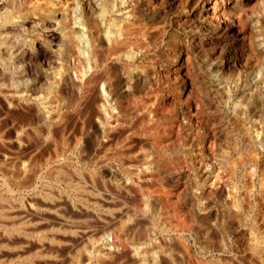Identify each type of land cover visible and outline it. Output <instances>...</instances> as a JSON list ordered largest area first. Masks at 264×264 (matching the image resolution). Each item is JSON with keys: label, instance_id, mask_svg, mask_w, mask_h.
Returning a JSON list of instances; mask_svg holds the SVG:
<instances>
[{"label": "bare ground", "instance_id": "1", "mask_svg": "<svg viewBox=\"0 0 264 264\" xmlns=\"http://www.w3.org/2000/svg\"><path fill=\"white\" fill-rule=\"evenodd\" d=\"M184 1L186 4L189 5V7H187V8L192 13V14H190V16L188 18V20L191 21L190 24L192 25V28L195 27L198 30L206 32V34H208V35H214L215 38L208 39L207 37L203 36V38L198 39V40L193 39V41H191V43L174 45V47H172V49H171V52H172V54L174 52V56L177 58V61H176L177 70H176V72H173L170 74L168 73L169 74L168 81H169V84L170 83L172 84L173 89L177 93V98H176L175 102L181 107L180 110H181V116H182L183 120L181 121L180 125H181V128H183L184 132H186V130H187L186 128L191 127L190 124H193L195 119H197V112H196V109L194 108V105H196V104L194 103V105H193L191 102H189V100L191 101V98H192V93H193L192 89L194 88V86L196 87L197 82H200V87H202V90L203 91L205 90L207 92V94L203 93L204 94V97H203L204 103L205 102L207 103L206 105L203 104V106H204L203 111L205 113H207L208 110H210L209 106L214 105V106H211L210 108L212 110L214 109L218 113V118L220 120V125H221V134L224 136L225 140L230 142V146L227 150L223 151L220 155L215 156L213 153V145H214V142L218 139V136L216 133H210L209 138H207L208 140H206V138L201 140V141L195 140L196 138L194 140L192 139L193 140L192 143L194 144V146L198 147V149H199L198 152L201 155L205 156V154H207V153L209 154V152H210V156L213 157V159L212 158L211 159L215 160L216 162H219L218 164H215V167L219 168L220 171H221V169H224V170H230V172H232L231 179L233 180L232 186H233V190H234L233 191L234 196L228 197L230 199V201L227 202L225 205H223L224 206L223 211L217 212L218 210L217 211H216V209L214 210L213 207L212 208H211V206L206 207L203 204H200V206H196L194 203V200H191V199H187L188 203L190 202L189 204L188 203L186 204V202H184L183 204H179V205L186 206L187 208L185 210L184 209L178 210L181 207L180 208L175 207V205H174L175 203L172 201V194H171L172 192H170L168 190V188H170V187L172 188L176 185L177 182L174 180V178L172 176H178L179 175L178 171L180 169L178 164L173 163L174 159H172L173 160L172 161L171 157H170V155H173V153H174V148L172 149V151H169L171 149L170 146H164L163 140L162 139L160 140L156 135H155L156 137L152 138V136H151V138H149V139H148V137L147 138L142 137L144 139L140 140L139 142L137 141L138 144H136L138 146L139 143L141 142L139 145L140 151L137 149L139 152L135 158L133 157L135 159L134 160L135 164L133 163L134 165H132V167H130V169L128 171V175L127 176L124 175L125 177H122V181L120 180V182H119L120 185L117 186L118 188H122V189L126 188L128 190L131 188H138L140 190H143V192L141 193V199H140L141 201L140 200L138 201L137 200L138 198H136L137 201L135 202V205L130 206L129 208H128L129 204L127 203V207H125L126 211H125V209H124V211L121 209L123 211V214L121 212L117 211V212L121 213L120 217H121V219H125V221L130 220L135 224L137 222V220H139V221L142 220L143 222H145V225H146V230L144 228H142L145 230V232L142 229H140L144 232V233L142 232V234L139 232L140 230L137 231V229L139 227L138 225H137L138 226L137 229L136 228L133 229L134 226L132 227L133 230L130 229V230H132L131 231L132 233H129V235L126 239L128 241H131L134 244V245H131V248H129V249H131L130 254H132L134 256L132 258L136 259V257L139 258L141 256H144L145 258H150V259H146V261H148V260L151 261V257H154L155 255H157V256L160 255L162 253V251H164V249L166 251L167 250L169 251V249L171 247H169V249H168V247H166V245H168L167 244L168 243L167 242L168 237L173 238L175 241H177L176 236L179 234V232H178V226L179 225H175V223H179V224L180 223L183 224L184 222L188 223V222H186L187 220L185 221L186 215L191 214L194 218H197L201 222H210V221L212 222L214 220H218V221L220 220L221 225H222V229H224V232H223L224 237L227 240H229L230 236H232V235H230L228 230L225 228L226 225H227V228L231 232L237 233L239 227L242 225L244 226V224H246V222L249 220L251 222V225L249 227L250 238L246 241H244L245 240V238H244V240L242 241V244L245 245V247L247 246L246 247L247 250L252 251L253 253L259 255V257H261V259L262 258L264 259V211H263L264 209L263 208H262L263 210H260L261 208L259 209V202H262V201H257V200H255V202L250 201V200L248 201L247 198L245 197L246 198L245 200H247L248 203L245 202V205H244V203H243L244 201L241 198L242 196L239 195V191H240L241 185L243 183L241 184L240 181L237 182L235 180V177L238 176V177H241L240 179L245 181V183L248 185V189L246 191V193H247L246 196H248L249 189H253V186L255 185L254 180H253L254 173H252V172L251 173H244L243 172L244 170H240L241 167L244 165L243 164L244 163L243 152H244V154L246 153L248 156V159L253 162L252 167L254 168V170L255 171L259 170L261 167L259 164V156L264 154V125L263 124L262 125L257 124V125H255V127H254L255 129L253 130V128L248 127L247 124H244L243 122H241L240 120H238L236 118V119H233L234 123L231 124V125H234V127H233L234 131L230 132L227 125L225 124V120H224L225 116L223 115V111H222L221 106H220L221 102H222V100H224V97L226 96V94L229 93V90L228 91L226 90L227 87H224L226 85H223L224 78L227 79V82L230 81L235 86L240 85V83L243 82V79H245L246 80L245 85L242 88V90H243L242 98L248 103V105L251 106V108H252L251 112H253L255 109L260 110L259 108H257L258 104L257 103L254 104V101L256 100L255 97H258V98L261 97V92H259V85H260L259 81L264 82V58L261 59L259 57L260 56V47L264 48V38H263L262 42H257L256 37L250 33L252 31L248 30V26H249L250 22L252 21V18L254 16H256V14L258 13L255 11L256 8L254 6L256 4H261V3L263 4L264 0H184ZM173 2H183V0H145L144 4H142V5H139L137 0H0V79L2 78V80H3V78L9 77V80L6 79V80H8V83H2V85L0 83V106H2V107L8 106L7 110H10V108L12 106H14V107L18 106L19 108H17V109H20V110L21 109L22 110L29 109L27 111L31 110V112H34L35 115L37 116V120L39 118L40 121H42L44 125H48V124H50V120L53 118L54 115L51 116L52 114L51 115L46 114L47 113V111H46L47 109H45L46 107H49L51 109L52 108L56 109L57 106H60V103L62 105L65 104V106H66V105H68L67 102L68 103L71 102V104H72V101H74V100H75V102H73L74 104H72V105H74L75 107L82 105L80 107H83V104L86 105L87 103L92 101V105H91L92 108H89L90 107L89 104H91V103H89L87 105L89 107L86 106V108H89L88 113H87L89 118H87V120L89 119L90 125L95 131L94 133L96 134L98 139L102 140V142L107 140V138H109L108 137L109 133L114 132V131L116 133L122 127V125L133 123V121L135 120V117L137 116V114L139 112H141L142 117L140 116V118L139 117L138 118L141 120H144L143 121L144 123H145V121L150 120L151 118H153V119L158 118V116L160 114L159 109L155 110L153 107L148 105L147 101L146 102H138L136 100L139 88L141 87L142 83H144V80L146 77V71L143 68V65L139 62V58L141 56V52L146 48V45H147V43L143 40H146V39L148 40L149 37H148V31H146L144 23H143L144 28L141 29L137 33V31L134 29V27H135L134 20H136V18H138V17L141 18V16H146V17L147 16H153L156 14V11L165 10L167 8V6ZM252 5H254V6H252ZM52 17L53 18L54 17L59 18V19L58 18L57 19L59 22L58 26H60V28H59V35L60 36L59 37L61 38V43L56 47V49H53L52 51H50V52H52L50 57H45V59L42 62L36 63L32 59V57H33L32 52H31L32 48H31V44L29 43V40L27 39L28 35L31 31L36 30L37 28L41 27L42 25H45L46 22H48L49 19ZM141 27H143V26L141 25ZM260 30H261V28H260ZM56 31H58V30H56ZM261 32L264 33V31H261ZM51 34H52V32H51ZM263 36H264V34L262 35V37ZM139 39H141V40H139ZM151 39H152V37H150V40ZM153 39H154V37H153ZM206 48H210L212 53L216 55V60L210 64V69L215 68V71L211 72V77H209L211 81L206 76V74L201 72L200 66L198 64L195 63V65H194L196 55L203 54L204 51L207 50ZM52 63H55L58 66L53 67ZM44 66H46L45 69L43 68ZM182 69H185V71H186V69L197 71L199 73L198 74V80L197 81L190 80V83H189V78H188L187 74L184 75L181 72ZM166 74H167V72H166ZM251 78H254V79L249 81ZM67 86H69L70 88H73L74 93L76 90V94H75L76 99L74 98L72 101H68V100H70L68 98L69 95L67 94V97H66L65 92H64L65 89H63V88H67ZM213 86H216L217 93L222 98L221 102L217 101L216 95H214V94H216V92L213 93L214 91H216V89ZM240 88H241V86H240ZM44 89L49 90V93H47V94H48V97L51 98V100H48L49 102H46L45 107H44L43 102H42L43 100H40V97H34V96H37L35 94V91H38V92L41 91L42 92ZM55 89H58L57 92L59 93V94L56 93L57 94L56 96H54L52 94L53 92L56 91ZM4 92L6 94H10L11 99L9 97L8 98L6 97L7 99H4L5 97L2 98L3 97L2 93H4ZM184 93H185L186 99L184 97ZM38 95H40V94H38ZM200 95L202 96V92H200ZM54 97H56L55 99H53L55 101H52V98H54ZM193 99H195V98H193ZM229 99L230 98H228V99L226 98L225 103L228 104ZM150 101H152V100H150ZM240 101H241V99H240ZM175 102H172V104L173 103L175 104ZM194 102H196V101H194ZM234 103H233V105H234ZM170 104H171V102H170ZM260 104H261V106H263V102L262 103L259 102V106H260ZM236 106H238V105L235 104V107ZM244 106H246L245 103H244ZM80 107L78 109L81 110ZM4 109H6V108H4ZM12 109H14V108H12ZM51 109H50V111H51ZM78 109L76 108V110H78ZM234 109H235V111L237 110V108H234ZM85 110L87 111V109H85ZM55 111H57V109ZM60 111H62V108ZM60 111H58V112L61 113ZM86 111H85V113H86ZM58 112H54V114L58 113ZM14 113H15V111H14ZM17 113L19 115V111ZM51 113H53V112H51ZM73 113H74V111H73ZM7 114H9V113H7ZM63 114H65V113L63 112ZM56 115L59 116V114H56ZM56 115L54 117H56ZM61 117H63V115ZM67 117H68V115H67ZM71 117H69V118H71ZM138 118H137V120H138ZM55 119L57 120V118H55ZM75 119L76 118H74V120ZM52 121H54V120H52ZM65 121H67V120H65ZM38 122H39V120H38ZM42 122H40V124ZM54 122H56V121H54ZM59 122H60V124H62V123H64V120L61 119ZM135 122H137V121L135 120ZM66 123H68V121L65 122V124ZM155 123L153 124V126L155 125ZM60 124H57V125H60ZM68 124H67V127H69ZM138 124H140V123L138 122L136 125L134 123L133 125L137 126ZM196 124H197V122H196ZM198 124H199V122H198ZM54 125H56V124H54ZM74 125H72V126H74ZM62 126H63V124L59 127H62ZM156 126H158V124H156ZM52 127H55V126H52ZM59 127H56V128H59ZM67 127H65L66 129L64 128L65 129L64 133L66 132V134H67V131L70 130ZM85 127H86V125H85ZM132 127H130V129ZM148 127H149V124H148ZM143 128L147 130V128H145V127H143ZM87 129H88V127H87ZM217 130H219V129H217ZM46 131H48V130H46ZM58 131H56V132H58ZM120 131H119V134H121L123 130L121 131V133H120ZM210 132H213V131H210ZM49 133H50V131H49ZM84 133L82 134V137H81L82 142H86L87 144H89V142L91 140L89 141V139H90L89 136L85 135L86 133L85 134ZM115 133H113V135H115ZM219 133H220V131H219ZM123 135L124 134H122V136ZM74 137L75 136H73V138ZM43 138H41V139H43ZM68 138L69 137L66 138L67 139L66 142L69 141ZM132 138H134V137H132ZM19 139H21V138H19ZM131 141L132 140H130V143H131ZM169 141H172V140H169ZM102 142H101V144H102ZM108 142H109V140H108ZM116 142H119V141H116ZM104 143H106V142H104ZM128 144L126 143V146ZM69 146H70V144H69ZM72 146H70V147H72ZM103 146H105V145L103 144ZM124 146H125V144H124ZM129 146H127V147H129ZM131 147H133V146L131 145ZM215 148H217V147L215 146ZM241 148H242V150H241ZM134 149H136V148L134 147ZM91 150H88V151H91ZM131 153H133V152H131ZM134 153H135V151H134ZM35 154H36V152H35ZM84 155H86V154H84ZM81 156H83V155H81ZM166 157H170V159L165 160L164 158H166ZM181 159H182V157H181ZM35 160H36V158H35ZM126 161H128V160H126ZM70 164L72 165V163H70ZM122 164H123V162H122ZM122 166H124V165H122ZM67 168H68V166H67ZM37 169H39V168H37ZM37 169L35 170V173H36ZM71 169H72V167H71ZM210 172L211 171H209V173ZM259 172H261V170ZM213 173H214V175H212V176L215 179L213 180V179H211L212 177L209 178L210 177L209 176L207 178V180L205 181V185H207L211 188L210 195H214L216 197H223V195H224L223 191H219L218 189H216L217 183L220 180H222L220 178V175H219L220 173L219 174L217 173V175L215 174V172H213ZM105 174H106V176L103 175V177L105 176L103 181H102L103 183H107L108 180H112V179L117 180L119 178V177L115 178L116 174H115V172H112V169L109 170L108 172L105 171ZM239 174H240V176H239ZM120 175H117V176H120ZM260 177H261V179H259V185H260V187L264 188V174H261ZM105 179H108V180H105ZM96 180L98 181V178ZM137 180H143L144 182H146V184L141 186V187H137V184H136L138 182ZM149 181L155 182V186L153 185V187H149L148 186ZM83 183H85V182H83ZM89 183L91 184L90 181L87 184H89ZM139 184H142V183L140 182ZM113 185L114 184H112V186ZM85 186H88V185H85ZM92 189H94L92 191L96 190L95 188H93V186H92ZM102 189H103V187H102ZM178 189H180V188H178ZM243 189H244V187H243ZM244 191L245 190H243V192ZM9 192H12V191H9ZM125 192H126V190H125ZM120 193H121V191H120ZM137 193H138V191H137ZM139 195H140V192H139ZM105 197H106V200L112 199L113 202L116 201V198L113 197V195L110 197H107V196H105ZM255 198H256V196H255ZM97 200H99V199L97 198L96 201ZM143 201H144V203H142ZM129 202H131V201H129ZM106 203H107V201H106ZM125 203H126V201H125ZM65 204H66V202H65ZM70 204L68 206H70ZM94 204H95V202H94ZM97 204H99V203H97ZM117 204H120V203H117ZM125 206H126V204H125ZM116 207H118V206L116 205ZM217 208H218V206H217ZM256 208L258 211L260 210L259 211L260 214H257L254 212V211H256L255 210ZM71 209L73 210V208H71ZM71 209H70V211H71ZM78 209H79V207H78ZM66 211H67V209H66ZM85 211H83V212H85L86 216H84V215L83 216L85 218H88L89 217V216H87L88 210H85ZM75 215L77 216V214H75ZM79 215L80 214H78V216ZM101 216L103 217V215H101ZM110 216L112 217V215H110ZM118 216H119V214H118ZM118 216H115V217H118ZM7 217H9V216H7ZM105 217H107V216H105ZM89 218H91V217H89ZM94 218H96V217H94ZM166 218H168V219H166ZM111 219H113V218H111ZM111 219H110L111 225H113L112 223L115 224V222H112L115 218L113 220H111ZM117 220H118V218H117ZM125 221H123V223H121V221H117L118 223L120 222V226L118 225L119 228H117V230L115 228L116 232L113 230L115 232V234L122 235V236L124 235L121 233H123L122 229L124 228L123 224ZM19 222H20V220H19ZM85 222H86V220H85ZM106 222H108V220ZM190 222H191V220H190ZM72 223H73V221H72ZM108 223L110 225V222H108ZM118 223H116L115 225H117ZM133 223H131V224H133ZM106 224L107 223H105V225ZM188 227H190V226H188ZM96 229H97V227H96ZM104 231L106 232V230H104ZM216 231L217 230H215L214 228H213V230H210V232H212V235L210 234L211 236H209V237H211V241H213V244H214L213 247H211L212 245H210V247L213 248L212 252H217V251L220 252L221 250H223V249H221L222 247H221L220 241H219V239L221 237L218 235V233H217L218 231L217 232ZM75 232H77V231H75ZM99 232H101V231H99ZM125 232H126V230H125ZM197 232H199V231H197ZM127 233L125 235H127ZM223 233H221V234H223ZM98 234H100V233H98ZM207 234H208V232H207ZM107 235H108V233H107ZM246 235H248V234H246ZM82 236H83V234H82ZM96 236H97V234H96ZM122 236H119V237H122ZM62 239L64 240V238H62ZM116 239H118V238H116ZM199 239H201V238H199ZM241 239H240V241H241ZM179 240H181V239H179ZM236 240H238V237H236ZM179 242H181V241H179ZM235 242H237V241H235ZM41 243L39 245H41ZM88 243H90V242H88ZM224 243H225V241H224ZM240 243L241 242H239V244ZM20 244H22V243H20ZM117 245H119V243ZM204 245H205V242H204ZM207 245H209V244H207ZM180 246H179V248H181ZM13 247H15V246H13ZM39 247H41V246H39ZM69 247H67V248H69ZM75 247H77V246H75ZM78 247H80V246L78 245ZM123 247H124V245H123ZM182 248H183V245H182ZM59 249H60V247H59ZM80 249H82V248H80ZM118 249H119V247H118ZM120 249H122V248H120ZM125 249H127V248L125 247ZM96 250L99 251V253H100L99 256L101 259H103L105 256L106 257L112 256L113 252L117 251V250L113 251V249L103 251L101 248H100V250L99 249H96ZM42 252H44V251H42ZM180 252H182V251H180ZM17 253H19V252H17ZM73 255L75 256V254H73ZM86 255L87 254H85L84 258H86V260L88 262H92L91 255L90 254L87 255V257H86ZM114 255H115V253H114ZM63 256H65V255H63ZM77 256H78V253H77ZM99 256H98V258H99ZM119 256H120V254L118 255V257ZM158 257H160V256H158ZM127 258H128V255H127ZM213 258H215V257H213ZM71 259H73V258L71 257ZM135 259H132L134 261H132V260L131 261L135 263ZM182 259H181V261H182ZM59 260H62V259H59ZM216 260H217V264H237L233 261L232 262L228 261L227 259H223V260H222V258L219 259V257ZM216 260L212 259L211 261H208V260H206V261H208L209 264H216V263H214ZM141 261H143V259ZM84 262H85V260H84ZM183 262L185 263V261H183ZM104 263L105 262H103V264ZM144 263H145V259H144ZM164 263L165 262L163 261V264ZM263 263H264V260H263ZM62 264H64V263H62ZM154 264H156V263H154ZM197 264H204V262L199 260Z\"/></svg>", "mask_w": 264, "mask_h": 264}, {"label": "rangeland", "instance_id": "2", "mask_svg": "<svg viewBox=\"0 0 264 264\" xmlns=\"http://www.w3.org/2000/svg\"><path fill=\"white\" fill-rule=\"evenodd\" d=\"M137 1H138L139 5H142L145 2V0H137ZM183 2H173L167 6V8L165 9L166 11L165 10H163V11L158 10V11H156V14L153 16H147V17L141 16V18L138 17V18H136V20H134V25H135L134 29L137 31V33L141 29L144 28V25H143V23H144L146 31H148V37H149L148 40L142 39L143 41H145L147 43V45H146V48L141 52L139 62L143 65V68L146 71V77L144 80L145 84L142 83L141 87L139 88L136 100L138 102H146L147 101L149 106L153 107L155 110L159 109L160 114H159L158 118H156V119L151 118L150 120H147L144 123L143 122L144 120L139 119L141 116V112H139L137 114V116L135 117V120L137 122H135V120H134L133 123H131V124L122 125V127H121L122 129L120 128L116 133H115V131L111 132L112 134L109 133L108 134L109 138H107V140L102 142V140L98 139L96 134L94 133L95 131L91 127L89 119L87 120V118H89L87 113H88L89 108H92V106H91L92 101L89 102L91 104H89V103H87V104L85 103L86 105L83 104V107H80L82 105L75 107L74 105H72V104H74L73 102H75V100L74 101H72V100L76 97L75 96L76 90L74 93L73 88H70L69 86H67V88H63V89H65L64 92H65L66 97H67V94L69 95L68 98L70 100H68V101H72V104H71V102L70 103L67 102V104L68 105L70 104V105L65 106V104L62 105L60 103L61 107L57 106V108H56L57 111H55L56 110L55 108L51 109L49 107H46L45 108V109H47L46 114H50V115L52 114L51 116H53V115L55 116L56 114H59V116L58 115H56V117L53 116V118L50 120V124H48V125H44L43 122L40 121L39 118H38V120H39V122H38L37 116L35 115V113L31 112V110L27 111L29 109H27V110L25 109L26 110L25 111L22 109L21 110L17 109V108H19L18 106H15L16 108L14 106H12L10 108V110H7L8 106L7 107L0 106V151H1L0 152V202H1L0 203V220H1L0 221V236H1L0 237V255H1L0 256V264H46V263L47 264H60V263L61 264L62 263H64V264H80L81 262H82L81 264H100V263L103 264V262H105L104 264H124V263L125 264H143L144 259H145L146 264H154V263L163 264V261L165 262L164 264H188V263L194 264L195 262H196L195 264H197L199 260L204 262V264H209L208 261H211L212 259L216 260L218 257H219V259H221V258H222V260L227 259L228 261H231V262L233 261L237 264H241V263L242 264H264L263 258L261 259V257H259V255L253 253L252 251L247 250V248H246L247 246L245 247V245L242 244V241L244 240V238H245L244 241H246L250 238L249 227L251 225V222L249 220L246 222V224H244V226L242 225L239 227L238 232L236 231L237 233L231 232L227 228V225L225 226V228L228 230L229 234L232 235V236H230V239H229L230 241H229V240L225 239V237H224V233H223L224 229H222V225H221L220 220L219 221L214 220L212 222L211 221L210 222H201L197 218H194L191 214L186 215L185 221L187 220L186 222H188V223L184 222L183 224L182 223L179 224V223L174 222L175 225H179L178 226L179 234L176 236L177 241H175L173 238L168 237V239H167L168 245H166V247H168V249H169V247H171V248L169 249V251L168 250L166 251L164 249V251H162V253L160 255H158L161 258L158 257L157 255H155L154 257H151V261L150 260L146 261V259H150V258H145L144 256H141V257H139L140 259L138 257H136V259H135V258H132L134 256L132 254H130L131 249H129V248H131V245H134V244L131 241L126 240L129 233H132L131 231L134 228L137 229L138 226L139 227H138L137 231H139L142 228H144L146 230V225H145V222H143L142 220H140V221L137 220V222L134 224L130 220L125 221V219H121L120 216H121V213L123 214L124 209L126 211L125 207H127V203L129 204V206H128V208H129L130 206L135 205V202L137 200L139 201L141 199V193L143 192V190H140L138 188H131L128 190L126 188H123V189L118 188L117 186L120 185L119 182H120V180L122 181V177H125L128 175V171H129L130 167H132V165L135 164L134 158L137 156L138 152L140 151L139 145L141 142L139 143L138 146L136 144H138V142L140 140H143L144 138H147V137L149 139V138H151V136H152V138L157 136L160 140L161 139L163 140L164 146H170L171 149L169 151H172V149L174 148V153H173V155H170V157H171V160L174 159V161L172 160L173 163L178 164L180 169L178 171V174H179L178 176H172L174 178V180L177 182L176 185L172 188L171 187L168 188V190L170 192H172L171 193L172 194V201L175 203V204L173 203L175 205V207H178V208L181 207L178 210H182V209L185 210L187 207L184 205H179V204H183L184 202H186V204H187L188 203L187 199H191V200H194V203L196 206H200V204H203L206 207L211 206V208L213 207L214 210L216 209V211L218 210L217 212H219V211H223V209H224L223 205H225L227 202L230 201V199L228 197L234 196V194H233L234 190H233V186H232L233 180L231 179L232 172H230V170H224V169H221V171H220L219 168L215 167V164H218L219 162L212 160L213 157L210 156V152H209V154L207 153V154H205V156H203L198 152L199 151L198 147L194 146V144L192 143L195 138H196L195 140H197V141H201L205 138H206V140H208L207 138H209L210 133H216L218 136V139L214 142V145H213V153L215 156L220 155L223 151L227 150L230 146V142L225 140L224 136L221 134V125H220V120L218 118V113L214 109L212 110L210 108L211 106H214V105L209 106L210 110H208L207 113H205L203 111V108H204L203 104H205V105L207 104L206 102L204 103L203 97H204V94H207V92L205 90L204 91L202 90V87H200V82H197L196 87L194 86V88L192 89V92H193L192 98H191V101L189 100V102H191L193 105H194V103L196 104V105H194V108L196 109V112H197V119H195L193 124H190L191 127L186 128L187 130H186V132H184L183 128H181V125H180L181 121L183 120V118L181 116V110H180L181 107L175 102L176 98H177V93L173 89L172 84L171 83L169 84V81H168L169 74L176 72V70H177V67H176L177 66V63H176L177 58L174 56V52H173V54L171 52V49H172V47H174V45L191 43V41H193V39L198 40V39L203 38V36L207 37L208 39L215 38L214 35H208V34H206V32L198 30L195 27H193L194 29L192 28V25L190 24L191 21L188 20L190 14H192V13L187 8V7H189V5L186 4L184 0H183ZM252 6H254V5H252ZM254 7L256 8L255 11L258 13L256 14V16H254L252 18V21L250 22V24L248 26V30L252 31L250 33L256 37L257 42H262L263 38H264V36L262 37V35L264 33L261 32V31H264V3L263 4L262 3L256 4ZM57 18L58 17L50 18L49 21L46 22L45 25H42L41 27L37 28L36 30L31 31L28 35L27 39L29 40V43L31 44V48H32V50H31L32 56H33L32 59L36 63L42 62L45 59V57H50L52 54V52H50V51H52L53 49H56V47L61 43V38L59 37L60 36L59 35L60 26H58V23H59L58 19L59 18L58 19ZM141 25L143 27H141ZM260 28H261V30H260ZM56 30H58V31H56ZM51 32H52V34H51ZM150 37H152L151 40H150ZM153 37H154V39H153ZM139 40H141V39H139ZM206 49L207 50L204 51L203 54L196 55L194 65H195V63L198 64L200 66L201 72L206 74V76L209 78V77H211V72L215 71V68L210 69V64L216 60V55L212 53L210 48H206ZM263 55H264V48L260 47V56L259 57L261 59H263L264 58ZM52 66L55 67L58 65L55 63H52ZM43 68L45 69L46 66H44ZM166 72H167V74H166ZM181 72L184 75L187 74V76L189 78V83H190V80H192V81L198 80V74L199 73L195 70L186 69V71H185V69H182ZM6 79L9 80V77L3 78V80H2V78L0 79L1 85H2V83H8V80H6ZM253 79L254 78H251L249 81H251ZM209 80H210V78H209ZM245 81L246 80L243 79V82L240 83V85L235 86L232 82H230V81L227 82V79L224 78L223 85H226L224 87H227L226 88L227 91L229 90V93L226 94L227 97L225 96L227 99L230 98L228 104L225 103L226 102L225 97H224V100H222V102H221L222 98L220 97V95H218L216 86H213L216 89V91H214L213 93L216 92V94H214V95H216L217 101L221 102L220 106H221V109L223 111V115L225 116V119H224L225 124L227 125L230 132L234 131L233 130L234 125H231V124L234 123L233 119H236V118L238 120H240L241 122H243L244 124H247L248 127L253 128V130L255 129L254 127L257 124H260V125L263 124L264 125V82L259 81V84H260L259 85V92H261V97L260 98L255 97L256 100L254 101V104L257 103L258 104L257 108H259L260 110L255 109L253 112H251L252 111L251 106L248 105V103L242 98V95H243L242 94L243 93L242 88L245 85ZM240 86H241V88H240ZM55 90L56 91L52 93L54 96H56L57 95L56 93H58L57 92L58 89H55ZM198 90L200 92H202V96L200 95V92ZM36 92L40 95H38ZM47 93H49L48 89H46V90L44 89L42 92L41 91H39V92L35 91V94L37 96H34V97H40V100H43L42 102H43L44 107L46 106V102H49L48 100H51V98L48 97ZM2 96H3L2 98L5 97L4 99L11 97L10 94H6L5 92L2 93ZM184 97L186 99L185 93H184ZM55 98L56 97L52 98V101H55V100H53ZM138 98L140 100L141 99L142 100L140 101ZM193 98H195V99H193ZM240 99H241V101H240ZM150 100H152V101H150ZM169 101L171 102V104H172V102H175V104L173 103L171 105ZM194 101H196V102H194ZM259 102L260 103L263 102V106H261V104L259 106ZM233 103H234V105H233ZM244 103L246 106H244ZM88 104L90 105V107L87 106ZM235 104H237L238 106L235 107ZM86 106L89 108H86ZM79 107L81 108V110L78 109ZM4 108H6V109H4ZM12 108H14V109H12ZM61 108H62V111H60ZM76 108L79 111L76 110ZM234 108H237V110L235 111ZM50 109H51V111H50ZM85 109H87V111ZM72 110L74 111V113ZM14 111H15V113H14ZM18 111H19L20 116L17 113ZM58 111H60L61 113H59ZM85 111H86V113H85ZM51 112H53V113H51ZM54 112H58V113L54 114ZM63 112L65 114H63ZM7 113H9V114H7ZM60 115L61 116L63 115V117L65 119L63 117H61ZM67 115H68V117H67ZM69 117H71V118H69ZM55 118H57V120ZM74 118H76L77 120L76 119L74 120ZM137 118H138V120H137ZM61 119L64 120V123H62L63 124L62 127H59L62 125L59 122ZM52 120H54L56 122H54ZM65 120H67L69 124L68 123L65 124V122H67ZM151 120L152 121L154 120V121L152 122ZM40 122H42V123L40 124ZM138 122L140 124H138L137 126L133 125L134 123L136 125ZM196 122H197V124H196ZM198 122H199V124H198ZM154 123H155V125L153 126ZM54 124H56V125H54ZM57 124H60V125H57ZM67 124L69 127H67ZM148 124H149V127H148ZM156 124H158V126H156ZM72 125H74V126H72ZM85 125H86V127H85ZM52 126H55V127H52ZM64 126L70 129V130L67 129L69 131V132L67 131V134H66V132L64 133V131L66 129ZM129 126L130 127L133 126L132 127L133 129L132 128L130 129ZM56 127H59V128H56ZM87 127L89 130L87 129ZM143 127L147 128L148 131L146 129H144ZM217 129H219V130H217ZM46 130H48V131H46ZM120 130L121 131L123 130L122 133ZM49 131H50V133H49ZM56 131H58V132H56ZM119 131L121 134H119ZM210 131H213V132H210ZM219 131H220V133H219ZM82 132L83 133L85 132L86 134L85 133L84 134L89 136L90 139L87 137L89 139V141L91 140L89 142V144H87L86 142H82V139H81L82 134H83ZM113 133H115V135H113ZM122 134H124V135L122 136ZM73 136H75L74 137L75 139L73 138ZM67 137H69V138L71 137V138L70 139L68 138L69 141L66 142ZM132 137H134L135 139ZM142 137H144V138H142ZM19 138H21V139H19ZM41 138H43V139H41ZM108 140H109V142H108ZM130 140H132L131 143H130ZM169 140H172V141H169ZM116 141H119V142H116ZM101 142H102V144H101ZM104 142H106L107 144ZM126 143L127 144L129 143L127 146H129V145L130 146L127 147ZM69 144H70V146L73 145L74 147L73 146L70 147ZM103 144L105 146H103ZM124 144H125V146H124ZM131 145L133 147H131ZM215 146L217 148H215ZM134 147L136 149H134ZM88 150H91V151H88ZM241 150H242V148H241ZM134 151H135V153L136 152L137 153L135 154ZM35 152H36V154H35ZM131 152H133V153H131ZM84 154H86V155H84ZM81 155H83V156H81ZM243 155H244L243 156V159H244L243 164L244 165L241 167L240 170H244L243 171L244 173H251V172L254 173L253 180H254L255 185L253 186V189H249L248 196H246V194H247L246 191L248 189V185L245 183V181L240 179L241 177L236 176L235 180L237 182L240 181L241 184L243 183L241 185L239 195L242 196L241 198L244 201L243 202L244 205H245V202L248 203L249 200L254 201V202H255V200L262 201V202H259V209L261 208L260 210H263L264 209V188L260 187L259 179H261V177H260L261 174H264V170H263L264 169V154L259 156V164L261 167L257 171H255L254 168L252 167L253 162L248 159L247 154L246 153L244 154V152H243ZM34 157L36 158V160ZM170 157H166L164 159L169 160ZM181 157H182V159H181ZM126 160H128V161H126ZM122 162H123V164H122ZM70 163H72V165ZM122 165H124V166H122ZM67 166H68V168H67ZM71 167L74 171L71 169ZM37 168H39V169H37ZM36 169H37V171L35 173ZM111 169H112V172H115V174H116L115 178H118V177L119 178L117 180L116 179H112V180L105 179V180H108V182L103 183L102 181H103L104 177L106 176L105 171L108 172ZM260 170H261V172H259ZM209 171H211V172L209 173ZM213 172H215L216 175H217V173L218 174L220 173L219 175H220V178L222 180H220L217 183L216 189H218L219 191H223V193H224L223 197H216L214 195H210L211 188L209 186L205 185V181L207 180V178L209 176H210L209 178L212 177L211 179H213V180L215 179L212 176V175H214ZM103 175H105V176L103 177ZM117 175H120V176H117ZM239 176H240V174H239ZM97 178H98V181L96 180ZM89 181L91 182V184L90 183L87 184ZM137 181L139 183L140 182L142 183V184H139L137 182L136 183L137 187H141V186L146 184V182H144L143 180H137ZM83 182H85V183H83ZM111 183L114 185L112 186ZM148 183H149L148 184L149 187H153V185L155 186V182H153V181H149ZM85 185H88V186H85ZM92 186H93V188L96 189L95 191H92V190H94V189H92ZM102 187H103V189H102ZM243 187H244V189H243ZM178 188H180V189H178ZM118 189L121 191V193ZM242 189L245 191L243 192ZM125 190H126V192H125ZM9 191H12V192H9ZM137 191H138V193H137ZM139 192H140V195H139ZM110 193L113 195V197L116 198L115 202H113L112 199L106 200L105 196H107V197L112 196ZM255 196H256V198H255ZM245 197L247 198L248 201L245 200L246 199ZM97 198L99 199V200H97L98 202L96 201ZM136 198H138V199L136 200ZM105 200L107 201V203ZM125 201H126V203H125ZM129 201H131V202H129ZM65 202H66V204H65ZM94 202H95V204H94ZM97 203H99V204H97ZM117 203H120V204H117ZM142 203H144V201ZM69 204H70V206H68ZM125 204H126V206H125ZM116 205L118 207H116ZM217 206H218V208H217ZM78 207H79V209H78ZM71 208H73V210ZM66 209H67V211H66ZM70 209H71V211H70ZM85 210H88L87 216L91 217L93 220L89 217L88 218L84 217V216H86ZM255 210L257 211V212L254 211L255 213L260 214V212H259L260 210L258 211L257 208ZM83 211H85V212H83ZM117 211H119L121 213H119ZM117 213L119 214V216ZM75 214H77V216ZM78 214H80L81 216L80 215L78 216ZM100 214L103 215V217ZM110 215H112V217ZM7 216H9V217H7ZM93 216L96 218H94ZM105 216H107V217H105ZM115 216H118V217H115ZM111 218H113V219L115 218V219L113 220ZM117 218H118V220H117ZM110 219L113 220L112 222H115V224L118 223L117 221H121V223H123V221H125L123 224L124 228L122 229L123 233H121V234H124L123 236L115 234V232H116L115 228H116V230H117V228H119L120 222L117 225H115L114 223H112L113 225H111ZM166 219H168V218H166ZM19 220H20V222H19ZM85 220L88 224L85 222ZM107 220H108V222H110L111 226L109 225L108 222H106ZM190 220H191V222H190ZM72 221H73V223H72ZM105 223H107L109 226L107 224L105 225ZM131 223H133L134 225ZM188 226H190V227H188ZM96 227H97V229H96ZM132 227H133V229H132ZM213 228L218 231V232L217 231L216 232L221 237L219 239V241H220V245L222 247L221 249H223V250H221L220 252H218V251L212 252L213 248H211V247H213L214 244H213V241H211V237H209V236L212 235V232H210V230H213ZM130 229H132V230H130ZM144 229H142V230L145 232ZM104 230H106V232ZM125 230H126V232H125ZM142 230L139 231L141 234L143 232ZM75 231H77L78 233ZM99 231H101L102 233ZM197 231H199V232H197ZM207 232H208V234H207ZM98 233H100V234H98ZM107 233H108V235H107ZM126 233H127V235H125ZM221 233H223V234H221ZM245 233L248 235H246ZM82 234H83V236H82ZM96 234H97V236H96ZM119 236H122V237H119ZM198 237L201 239H199ZM236 237H238L239 241L236 240ZM62 238H64L65 241ZM116 238H118V239H116ZM179 239H181V240H179ZM240 239H241V241H240ZM179 241H181V242H179ZM224 241H225V243H224ZM235 241H237V242H235ZM88 242H90V243H88ZM204 242H205V245H204ZM239 242H241V243L239 244ZM20 243H22V244H20ZM40 243H41V245H39ZM118 243H119V245H117ZM77 244L80 247H78ZM207 244H209V245H207ZM123 245H124V247H123ZM178 245L179 246L181 245L180 246L181 248H179ZM182 245H183V248H182ZM210 245H212V246L210 247ZM13 246H15V247H13ZM39 246H41V247H39ZM66 246L67 247L70 246V247L67 248ZM75 246H77V247H75ZM59 247H60V249H59ZM118 247H119V249L120 248H122V249L119 250ZM125 247L127 249H125ZM80 248H82V249H80ZM100 248L103 251H106L109 249H111V250L113 249V251L114 250H117V251H114L112 256H109V257L105 256L104 257L105 259L104 258L101 259L99 256V254H100L99 251L96 250V249L100 250ZM42 251H44V252H42ZM180 251H182V252H180ZM17 252H19V253H17ZM76 252L78 253V256H77ZM114 253H115V255H114ZM73 254H75L76 257ZM85 254L91 255L92 262H88L86 260V258H84ZM119 254H120V256L118 257ZM63 255H65L66 257ZM87 255H86V257H87ZM127 255H128V258H127ZM98 256H99V258H98ZM71 257L73 259H71ZM213 257H215V258H213ZM82 258L85 260V262ZM59 259H62V260H59ZM132 259H135V263L132 262V261H134ZM142 259H143V261H141ZM181 259H182V261H181ZM206 260H208V261H206ZM183 261H185V263ZM214 263L217 264V260Z\"/></svg>", "mask_w": 264, "mask_h": 264}]
</instances>
